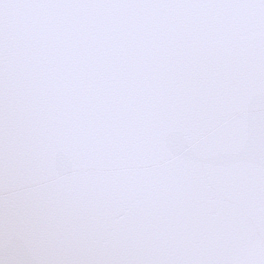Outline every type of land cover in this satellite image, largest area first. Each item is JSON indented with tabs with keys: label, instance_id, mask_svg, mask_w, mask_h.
I'll use <instances>...</instances> for the list:
<instances>
[{
	"label": "snow or ice",
	"instance_id": "1",
	"mask_svg": "<svg viewBox=\"0 0 264 264\" xmlns=\"http://www.w3.org/2000/svg\"><path fill=\"white\" fill-rule=\"evenodd\" d=\"M0 264H264V0H0Z\"/></svg>",
	"mask_w": 264,
	"mask_h": 264
}]
</instances>
